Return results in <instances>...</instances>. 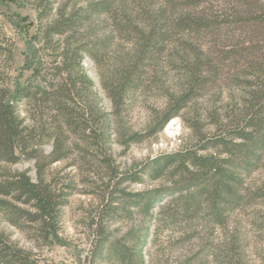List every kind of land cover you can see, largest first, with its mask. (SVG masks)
Instances as JSON below:
<instances>
[{
  "label": "rangeland",
  "instance_id": "1",
  "mask_svg": "<svg viewBox=\"0 0 264 264\" xmlns=\"http://www.w3.org/2000/svg\"><path fill=\"white\" fill-rule=\"evenodd\" d=\"M104 4L109 11H88ZM68 19L62 35L46 36L54 22ZM64 49L83 52L82 71L76 65L72 71L71 60L65 72L78 80L74 101L92 110L89 121L74 122L89 126L91 135L60 132L51 96L19 103L27 151H15L13 163L0 157V264H121L107 251L99 259L92 254L98 215L104 236L124 248L131 264L138 253L143 264H264V151L248 171L247 158L256 157L218 154L214 140L234 138L248 115L264 111L250 110L264 84V0H0V93L16 83L57 87L67 78L55 69ZM125 71L136 85L114 103L107 87ZM168 105L178 113L155 132ZM253 128L245 131L259 136L263 129ZM177 150L229 158L230 180L211 186L226 184V192L207 184L195 209L185 210L187 199L173 195L148 213L127 211L123 195L115 194L117 210L102 215L111 177L136 174L137 181L117 187L128 193L169 186L177 177L153 179L150 169L143 175L139 169ZM20 174L56 195L61 244L37 239L15 193H2Z\"/></svg>",
  "mask_w": 264,
  "mask_h": 264
},
{
  "label": "trees",
  "instance_id": "2",
  "mask_svg": "<svg viewBox=\"0 0 264 264\" xmlns=\"http://www.w3.org/2000/svg\"><path fill=\"white\" fill-rule=\"evenodd\" d=\"M88 8V11L91 13L109 11L108 4H104L102 7H98V5H90ZM68 21H70V19L54 22V24L49 27L50 32L48 29L45 31L46 36L47 34L62 35L64 33L63 27L68 24ZM82 57L83 52L79 50L71 52L69 49H64L62 51L61 66L56 67L55 69H57L59 73H66L67 78H64L62 83L57 87L50 85L44 88L38 87L33 89L30 86H21L19 83H16L13 88L1 91V158L13 163L18 159V156H15L14 154L15 151H18L20 156L26 153L27 137L24 136V132L27 129V126H23L24 120L19 118L17 108L19 103L22 101H27L28 104H31V102L36 103L38 96L40 98H49L50 96L52 97L49 99L53 102L52 107L62 118V123L58 128L60 132H62L64 128L70 131H72L73 128L75 132L79 131L83 137L86 135L87 137H90L91 129H89V126H82L79 122L89 121V119L92 117V110L87 103H82V105L79 106V104L74 101V93L78 94L76 88L78 80L73 77L74 72L72 73V78L70 70L65 72L66 69H69L67 67L69 66L71 60L72 71L74 70V65H76L80 71H82L80 63ZM81 75H83V79H80V81L82 83H86L88 86L87 88L90 89L92 86L91 80L86 77L84 72H81ZM117 76L118 79H114V81L110 83V86L107 87L108 93L110 91L109 95L111 99L114 100V103L115 99L122 98L121 95L125 93L127 88L134 87L137 81L135 78H133L131 72L128 71H125L123 74L118 73ZM192 77L195 78L193 72ZM92 98L94 99L95 96L93 95ZM68 101L72 102V106H70ZM169 106L170 105L166 106V109L164 110L165 114L155 132L161 131L164 126L177 115L178 109H172V107ZM258 106L262 107L264 110V84L261 87L259 103L250 106V110H252V108L256 109ZM248 111H246V114L243 116H249L248 123L242 128L237 126V129L234 131V138L225 139L216 137L214 140H216L215 143L219 145V148L222 149L221 153L219 152L218 154L223 153L226 155V157H231L235 151L236 153L245 154V157L247 156V153H251L252 156L256 157L255 159H252L253 162L250 157L247 158L248 160H246L244 167L249 171L250 165L256 163L257 159L259 158L258 154L256 153H260L259 149L262 152L264 151V111L262 112L263 114L260 112L261 114L258 115L253 113L247 116ZM260 115L262 116L260 117ZM76 120L79 122H74ZM258 126H262L263 129H259ZM250 127L258 128L259 130H257V132L260 135L254 136L252 131L246 132L245 130L249 129ZM57 142V140L54 142L55 149L57 148ZM201 149L204 150L205 148ZM252 149H255L254 153ZM228 159L229 158L220 159L218 155L214 153L209 155H198L196 153L194 155H190L187 150H177L174 153L160 154L150 160L147 165L140 166L139 173L143 175V173H146L148 169H150L153 179H157L159 176L164 174L169 175V177L171 176L172 178L177 177V179L170 181L168 183L169 186L128 193L123 189L117 190V187L125 181H137L138 179L135 177L136 174H134V178H128L126 173L121 174L120 176H117L119 177L117 180L115 176H113L109 179L107 184V192L109 193L107 197L110 196L106 202L107 207L104 209L102 207L101 213L103 215L105 212L108 214L117 210L116 206H112L115 200V198L113 199L115 194L123 195L124 207L127 209V211L131 207H139L148 213L156 204L160 203L162 199L172 197L173 195H181L182 198L187 199V206L185 207V210H188L189 207L195 209L198 206L199 197L204 195L207 184L209 187H211L213 182L212 180L215 181V179H219L218 182L221 183H223L222 180H224V178H228L225 180H230L229 177L231 172L228 173L226 170H224L225 163H227ZM211 188L213 189L214 193L217 192L220 195H222L223 192H226V184H221L220 187L216 184V186ZM1 189L4 195H9L11 192L15 193L16 196L14 200L23 206V209L19 210L24 214V219L27 223L33 224L36 227L37 233L39 235L37 239L40 237L46 242L48 241V243L61 244V239L56 229L58 204L56 203V195H54L50 189L43 186L41 181H31L25 174H20L18 177H15L12 182L7 183ZM165 208L166 207H161L160 213ZM102 217L103 216L98 215L95 222L93 223V239L90 243V246L92 247V254L94 257L96 256L98 259L102 258L104 251H107L110 258L118 259V262L121 264L133 263V260L126 253L124 248L119 247L117 244L109 241L108 237L104 236V233L101 230V224L103 222ZM143 262L144 260L142 254L138 253L137 263L143 264Z\"/></svg>",
  "mask_w": 264,
  "mask_h": 264
}]
</instances>
